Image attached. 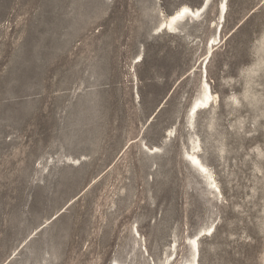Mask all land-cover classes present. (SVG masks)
Returning a JSON list of instances; mask_svg holds the SVG:
<instances>
[{"label":"rangeland","instance_id":"1","mask_svg":"<svg viewBox=\"0 0 264 264\" xmlns=\"http://www.w3.org/2000/svg\"><path fill=\"white\" fill-rule=\"evenodd\" d=\"M193 240L264 264V0H0V264H192Z\"/></svg>","mask_w":264,"mask_h":264},{"label":"bare ground","instance_id":"2","mask_svg":"<svg viewBox=\"0 0 264 264\" xmlns=\"http://www.w3.org/2000/svg\"><path fill=\"white\" fill-rule=\"evenodd\" d=\"M207 1H209V0H205V2H207ZM202 8H205V7L202 6L200 9L193 10V9H191L189 7L183 6L177 13H175L174 15H172V16H170L168 18H165L162 21V27L167 29V30H169V31H171V32H173V31L176 30L177 24L180 23V22H183L184 20L197 21L201 17ZM224 8H225V5H222V10H224ZM203 86L204 87H203V90H202L201 99L198 102H195V104L190 109V113L192 115L198 109L210 105V103L213 100V95L211 94L210 88L208 87L206 82L203 84ZM191 120H193V119H191ZM186 157L188 158V160H189V162H190V164L192 166H194L200 172L206 174L207 179L209 181H211V177H210V174H209L207 168L198 160V158L195 155H189L188 154V155H186ZM213 184H214V181H212L210 183V185H213ZM191 249L194 252V255H193L194 262L192 264H196V258L198 256V249H197V243L194 240L191 242Z\"/></svg>","mask_w":264,"mask_h":264}]
</instances>
